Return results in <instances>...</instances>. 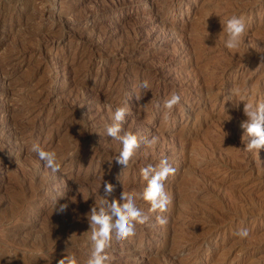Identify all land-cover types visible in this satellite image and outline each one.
<instances>
[{"label":"rangeland","instance_id":"1","mask_svg":"<svg viewBox=\"0 0 264 264\" xmlns=\"http://www.w3.org/2000/svg\"><path fill=\"white\" fill-rule=\"evenodd\" d=\"M232 15L247 29L237 50L224 46ZM0 17V264H84L90 205L123 191L151 219L113 237L111 264H264V149L244 150L234 94L264 101V0H0ZM172 91L181 100L165 119ZM119 106L140 139L127 168L105 129ZM34 144L57 153L59 172ZM161 159L176 172L167 211L153 214L140 170Z\"/></svg>","mask_w":264,"mask_h":264},{"label":"clouds","instance_id":"2","mask_svg":"<svg viewBox=\"0 0 264 264\" xmlns=\"http://www.w3.org/2000/svg\"><path fill=\"white\" fill-rule=\"evenodd\" d=\"M223 32L225 34L224 46L228 50H237L240 48L243 37L246 34L245 20L241 16L232 15L223 24ZM264 62V57L261 58ZM140 88L148 90L150 85L147 80L142 81ZM238 96L237 102H244L243 114L246 120L242 122L241 127L244 129L242 140L247 141V152H254L259 157V152L264 149V101L254 103L249 100L248 96L241 93L239 89L234 93ZM180 95L172 91L168 98L163 101L164 118L168 119L169 115L180 103ZM109 111L112 105H107ZM130 115V109L127 106H119L115 108L112 115V122L105 124L106 134L113 140L121 144L119 153L113 158L119 165L127 168L132 160L135 150L140 146V139L132 132L122 127L125 117ZM227 119H230L228 117ZM157 137L152 139L143 138V143L147 148H152L157 143ZM45 166L52 172H59L61 164L55 151L45 150L37 144L31 148ZM176 169L169 164L167 159H161L158 165L148 164L141 168L140 174L146 182V186L141 193L140 198L149 204V213H164L167 211L168 205L171 203V197L166 191L165 182L168 177L174 175ZM113 185L104 182L105 196L111 194ZM121 200L123 201L121 203ZM67 205H61L60 212L66 209ZM55 209V208H54ZM90 231L91 251L84 264H111V259L107 254V249L111 247L113 237L117 241H125L135 236L136 226L147 223L151 217L149 214L141 211L137 206L136 199L133 195L123 191L120 200L113 199L109 202L105 197H100L98 201L91 207L87 214ZM156 223L165 226L168 223L167 217L163 215L155 216ZM235 235L245 240L250 233L247 228L239 229ZM59 264H80L75 255H67L59 260Z\"/></svg>","mask_w":264,"mask_h":264},{"label":"bare ground","instance_id":"3","mask_svg":"<svg viewBox=\"0 0 264 264\" xmlns=\"http://www.w3.org/2000/svg\"><path fill=\"white\" fill-rule=\"evenodd\" d=\"M61 1V0H60ZM4 5V4H3ZM21 10V9H20ZM13 14V13H12ZM51 16V15H50ZM0 19H1V17H0ZM4 28V27H3ZM2 29V28H1ZM1 29H0V33L2 32L1 31ZM7 32V31H6ZM3 33V32H2ZM25 55V54H24ZM5 75V74H4ZM3 77V76H2ZM8 78V77H7ZM16 123V122H15ZM15 123H13V125L15 124ZM15 126V125H14ZM13 126V127H14ZM17 126V125H16ZM8 128V127H7ZM15 128V127H14ZM18 128V127H17ZM11 129V128H10ZM12 132V131H11ZM14 133L16 134L17 133V130H16V128L14 129ZM20 133V132H19ZM6 134V133H5ZM0 135H2V133L0 134ZM4 135V134H3ZM11 135H12V133H11ZM22 135V134H21ZM11 137V136H10ZM13 137V136H12ZM6 138V137H5ZM75 137H73V139H74ZM10 139V138H9ZM6 140H7V138H6ZM8 141V140H7ZM76 143V142H75ZM96 200H99V199H96ZM80 203V202H79ZM79 203H77V204H79ZM88 203V202H87ZM93 203V202H92ZM95 203V202H94ZM82 204V203H81ZM74 205V204H73ZM72 205V206H73ZM94 205V204H93ZM93 205H90V206H93ZM75 206H76V203H75ZM74 206V207H75ZM85 206L86 205H84L83 207L85 208ZM81 207V206H80ZM77 208V207H76ZM80 209V208H79ZM89 208H86V210H88ZM76 210V209H75ZM84 210V209H83ZM77 211H78V208H77ZM89 211V210H88ZM81 212V211H80ZM53 214L52 215H54L55 216V214H54V212H52ZM72 214V213H71ZM60 215H61V213H60ZM74 215V214H73ZM72 215V216H73ZM57 216V215H56ZM70 216V215H69ZM60 217V216H59ZM49 218V217H48ZM53 218V217H52ZM54 218H56V217H54ZM71 218V217H70ZM61 219H63V218H61ZM60 219V220H61ZM66 219V218H65ZM46 220V219H45ZM49 220V219H48ZM67 220V219H66ZM52 221V220H51ZM54 222V221H53ZM65 222V221H64ZM70 222H73V221H70ZM55 223V222H54ZM60 223V222H59ZM67 223V222H66ZM51 225V224H50ZM73 225V224H72ZM61 226H63V225H61ZM49 228V227H48ZM51 231L53 232V230L51 229ZM58 231V230H57ZM51 233V232H50ZM81 235V234H80ZM51 236V235H50ZM87 237V236H86ZM89 238H90V236H88ZM88 238V239H89ZM54 239V238H53ZM46 240V239H45ZM82 240V239H81ZM128 240V239H127ZM127 240H125V242L127 241ZM47 241V240H46ZM50 241V240H49ZM86 241V240H85ZM112 242H114L113 240H112ZM41 244V243H40ZM115 244V243H114ZM49 245V244H48ZM71 246V245H70ZM71 250V249H70ZM72 251V250H71ZM74 252H75V250H74ZM79 253H80V251H79ZM76 254V253H75ZM78 254V253H77ZM76 254V255H77ZM71 255V254H70ZM82 256H83V254H82ZM85 256V255H84ZM88 256V255H87ZM60 258V257H59ZM86 258V257H85ZM112 259V258H111ZM51 260V259H50ZM3 261V260H2ZM58 264V263H57Z\"/></svg>","mask_w":264,"mask_h":264}]
</instances>
